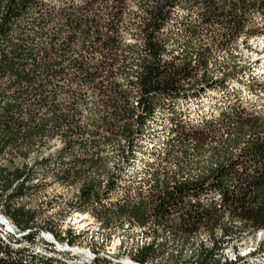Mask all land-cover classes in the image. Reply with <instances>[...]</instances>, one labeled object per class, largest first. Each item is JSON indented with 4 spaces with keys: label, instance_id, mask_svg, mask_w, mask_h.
<instances>
[{
    "label": "trees",
    "instance_id": "1",
    "mask_svg": "<svg viewBox=\"0 0 264 264\" xmlns=\"http://www.w3.org/2000/svg\"><path fill=\"white\" fill-rule=\"evenodd\" d=\"M128 2L0 0V208L20 228H34L38 215L15 204L28 194L25 182L33 171L5 167L3 159L7 154L13 161L27 159L62 133L65 147L58 159L72 166L63 169L61 178L81 177L83 168L94 171L101 158L96 139L86 135L97 126L108 136L105 142L125 144L120 159L126 167L109 172L105 186L95 179L84 183L76 208L107 230L125 223L149 228L156 240L135 249L137 263L222 264L229 244L264 230V113L243 98L244 91L230 87L245 68H220L217 76L214 49L228 51L242 36L264 33L254 21L256 15L264 20V0H141L140 45L124 48ZM181 12L188 16L179 23L182 35L194 39L204 31L212 45L171 49L166 32ZM194 13L200 26L189 23ZM252 81L246 88L251 94L264 92V80ZM91 91L99 98V123L85 116ZM211 93L230 99L216 104L210 117L192 121L187 111H178L180 104ZM160 114L170 115L162 155L180 169L163 177L149 169L152 179L137 188L138 200L111 205ZM49 165L50 158L40 164ZM202 234L213 248L200 243L198 254L189 258L172 253L174 244L159 242L160 236L171 235L182 239L184 248ZM68 240L76 243L79 237L69 234Z\"/></svg>",
    "mask_w": 264,
    "mask_h": 264
},
{
    "label": "rangeland",
    "instance_id": "2",
    "mask_svg": "<svg viewBox=\"0 0 264 264\" xmlns=\"http://www.w3.org/2000/svg\"><path fill=\"white\" fill-rule=\"evenodd\" d=\"M140 13L141 0H129L123 19L122 38L124 48L129 45H137L138 47L140 45L136 28L140 21ZM187 17V14L181 12L178 20L172 23L166 32V34H170L171 49L179 52L190 44L196 49L212 45V38L207 32H201L194 39H189L182 35L179 23L186 20ZM254 21L258 24V27H264V20H262L261 16L256 15ZM190 22L196 26H200L198 14H191L189 16ZM214 50L215 65H217L215 69L216 71L218 69L216 72L218 73L217 76H221V72H219L220 68H245L246 72L243 75L238 74L235 80L230 81V87L235 91H244L243 98L253 100L258 110L264 113V92L260 91L253 95L246 89L252 87L251 83L255 77L259 78V80H264V33L253 38L244 35L228 51ZM229 99L230 96L228 94L211 93L202 101L180 104L178 111H187L192 121H200L205 117H210L211 113L215 110L216 104L224 106ZM88 103L89 108L86 110L85 116L99 123L102 116L98 112L100 102L97 94L91 91ZM169 117V114H160L154 124L151 125L145 143H143L142 151L138 155L137 161L127 168L126 176L122 178L116 194L112 196L111 205L124 203L128 200H138L139 194L137 188L152 179L151 176L146 174V171H149V169L151 171L158 170L161 177L165 175V172L175 173L180 169V166L174 160H164V155H162L167 150V146L164 143L169 137ZM86 135L87 137H94L96 139L97 148L95 151L100 153L101 158L94 171H90L85 167L83 171L86 174L78 178L72 179V177L70 180H62L63 178H61L63 169L72 166L70 160L67 159L63 164L58 159V154L65 147L61 140L63 137L62 133L58 134L47 146L36 147L27 159L17 158L13 161L11 160V155L7 154L2 161V165L11 169L27 168L28 171H33L29 180L25 182L28 194L23 196L22 199L17 200L15 204L19 208H25L28 212L36 213L38 216L35 223L50 226L55 234L60 237L63 236V233H66L67 229H70V226L67 224L68 218L76 208V198L78 192L81 191L82 185L90 179H95L105 186L108 181L109 172L123 170L126 167L120 159V152L124 149V143L105 142L104 139L108 136L104 131L97 130V126L86 133ZM49 158L50 165L48 168L41 167L40 164ZM1 184L2 182L0 181ZM147 189L145 187L144 191L146 192ZM93 217L91 215L83 216V218L78 217V225H76L79 227L83 226V224L85 226L87 224L90 225L89 229H92L93 233L91 237H94V241L97 243L94 247H99L106 255L110 254V257H121V261L133 259L132 255L137 247L153 243L156 240V236L153 235L149 228L139 229L136 226L131 227L128 223H125L123 228L115 231L99 232V226ZM201 236L204 237L209 246L212 245L206 234H202ZM201 236L190 241V244L184 248L182 247L183 240L174 239L171 235L160 236L159 242L164 241L174 244L171 248L172 253L189 258L194 255V251L199 247L202 241ZM217 238H219V235ZM260 239H264V233L241 235V237L234 240L226 248L234 249L235 247H243L245 245L254 247ZM62 240L64 239L62 238ZM83 243L80 245L81 247L90 249L91 243L85 241ZM152 264H165V262L159 261Z\"/></svg>",
    "mask_w": 264,
    "mask_h": 264
},
{
    "label": "bare ground",
    "instance_id": "3",
    "mask_svg": "<svg viewBox=\"0 0 264 264\" xmlns=\"http://www.w3.org/2000/svg\"><path fill=\"white\" fill-rule=\"evenodd\" d=\"M80 198H81V192L79 191L78 196L76 198V202H77L76 205H79ZM3 209L0 208V219L10 220L2 213ZM81 214H83V213H81L77 208L74 209L73 214L68 218V222H67L68 226H70V229H67L66 233H63L62 237L55 234V232L52 230V228L50 226H47L46 224L45 225H39L38 223H35L34 228H30L27 230L31 234L43 233L44 235H46L47 237H49L53 240L63 241L64 247H67V249H69L74 254L94 256V257H98V258H111L110 254L106 255V253H103L99 249V247H94V245H96L97 243H96V241H94V237H91V235L93 233H92V229H89L91 227L90 225H88L86 223L87 224L86 226H85V224H83V226H80V227L77 226L78 225V217L83 218V216H90L91 215L89 212L84 213L83 215H81ZM93 218L99 226V232L102 231L103 233H105L106 231H110L104 227L103 222L99 221L96 217H93ZM73 219H75V220H73ZM74 222H76V223H74ZM12 224H13L14 229L16 230V233H25L26 230L20 228L14 222H12ZM31 225H33V224H31ZM68 230L71 232H69ZM262 233H264V230H261L255 234H262ZM69 234L79 237V240L76 243L70 242L68 240ZM217 234L219 235V238H221L223 236V232L221 230H218L216 232V236H218ZM62 238L64 240H62ZM201 238H202L201 243H204L208 248H213V244L209 246L207 241L204 239V237L201 236ZM83 241L91 243L90 249H86V248H83L80 246V245L84 244ZM197 249L194 251L195 252V253H193L194 255L196 253L198 254ZM9 259H13V258L10 257V255H2V257H0V260L6 261ZM241 260H244V264H264V239H260L254 247L245 245L243 247H235L234 249L233 248H226L225 251L222 253V260H221L222 264H235ZM46 261H51V263L53 262L54 264H77V263H57V257H54V255H46ZM122 262H125L127 264H140V263L135 262L134 259H127L126 261H122ZM111 264H121V263L120 262H113Z\"/></svg>",
    "mask_w": 264,
    "mask_h": 264
},
{
    "label": "built area",
    "instance_id": "4",
    "mask_svg": "<svg viewBox=\"0 0 264 264\" xmlns=\"http://www.w3.org/2000/svg\"><path fill=\"white\" fill-rule=\"evenodd\" d=\"M2 255H10L14 260H22L25 263L37 264L46 263V255L57 257V263L127 264L121 261V257L98 258L74 254L64 247L63 241L53 240L43 233L31 234L27 229L25 233H16L12 221L6 219H0V257Z\"/></svg>",
    "mask_w": 264,
    "mask_h": 264
}]
</instances>
